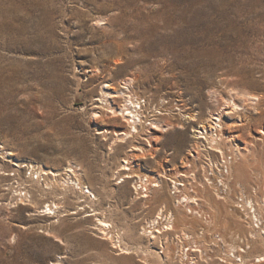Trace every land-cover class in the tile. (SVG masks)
<instances>
[{
  "label": "rangeland",
  "instance_id": "obj_1",
  "mask_svg": "<svg viewBox=\"0 0 264 264\" xmlns=\"http://www.w3.org/2000/svg\"><path fill=\"white\" fill-rule=\"evenodd\" d=\"M101 88L149 99L144 111L158 126L117 140L128 127L100 106ZM219 112L222 129L213 132L235 158L229 196L215 192L217 172L206 181L207 167L224 161L194 131L203 124L210 132ZM263 139L264 0H0V264H145L137 246L150 264H264L254 260L264 245L250 238L236 203L242 192L253 200L263 193ZM137 143L150 148L146 158L129 151ZM125 160L131 175L160 179L162 189L148 186L149 197L135 198L138 178L119 182ZM70 163L95 198L68 180ZM40 168L47 174L32 181L30 170ZM168 177L197 199L192 212L177 206L183 195ZM20 190L31 197L21 202ZM51 202L56 212L43 214ZM161 210L188 215L173 230L158 218L150 241L141 228ZM96 217L134 252L103 238ZM231 246L244 262L226 256Z\"/></svg>",
  "mask_w": 264,
  "mask_h": 264
},
{
  "label": "bare ground",
  "instance_id": "obj_2",
  "mask_svg": "<svg viewBox=\"0 0 264 264\" xmlns=\"http://www.w3.org/2000/svg\"><path fill=\"white\" fill-rule=\"evenodd\" d=\"M128 81H130V80H128ZM125 83H126V81H125ZM125 83H124V85H125ZM105 86L107 87V86H109V84H106ZM126 87H127V85H126ZM126 87L123 86L122 88H126ZM109 88L112 89V91L114 89L113 87H109ZM102 90L103 89L101 88V90H100V96H99V99H98V100L101 101L100 102V104H101L100 106L103 107V108H106V110H107L108 114H110V116L116 117V118L117 117H119V118L121 117L122 120H125L126 125L128 127L127 128L128 129L127 131L121 132V133H119V134L116 135L117 140L128 141V139L129 140L130 139L131 140L132 139L134 140L137 137H142V134L143 135H146L147 134V133H144V130H146V128L145 129L143 128L144 127V124L145 125L146 124H149V125L152 126V125H154L157 122V121H152V120L156 119V117L155 118H152L150 120L149 119L150 117L149 118L147 117V113L149 115V112L144 111L146 109V104H149L150 105V102L151 101L149 99H144V102L142 103L141 102V98L139 96L138 97L136 96V98H135V96L133 97V95L130 94V90H129V93H125L126 92L125 90L123 91V90L120 89V91L117 90V91H114L113 93H107V94H106V91H102ZM107 95L109 96V98L112 99V102L114 104H115V98H120L122 100V104L121 105H117V107L112 106V105L110 106V102H108V99L106 98ZM95 100L97 101V99H95ZM246 100L255 102L256 100H258V97L255 96V95H247L246 96ZM102 102H104V103H102ZM225 104L230 105L229 107L230 108H233V109H241V107L234 100H231V101H228L227 100V102ZM179 106L182 108L183 107V104H181ZM95 107H97V105ZM148 107L149 106H147V108ZM152 108H153L152 110L154 111V110H156L157 106L155 105ZM170 112H171V110H170ZM229 112L230 111H227V113H229ZM160 113H161V111H160ZM152 115H154V114H151L149 116H152ZM221 115H222V113L219 112V113H217L216 116H213L211 118V120L213 122H212V124L209 125V127H210L209 130H211L210 132H208V130H207L208 128H206L203 124H200L201 126L197 127V129L194 128V131L196 132L195 133V136L199 139V142L201 143L200 145H201L202 148H206L207 147L206 148L207 150H211L212 149V150L219 151L218 155H219L220 158L218 159V157H216V161L217 160H220V159L224 161V164L226 166L227 175H229L230 167H228V163L231 160H233L234 156L233 157L232 156L229 157L228 155H225L224 156V152H223L222 148H220L218 146V145H220L219 144V134L213 132V129H215L216 132H218V131L220 132L221 129H222V124L220 123L221 122ZM159 119L160 118H157V120H159ZM191 120H194V119L192 118ZM138 125L141 126V127L138 128L137 127ZM156 126H158V125H156ZM199 128H203V130H200ZM158 129H159V127H158ZM142 139H145L146 142H148L147 146H151V144L149 143L150 141L146 137H144ZM200 139H202V140H200ZM204 140H205V143L208 144V146L206 144L204 145L202 143V142H204ZM149 149L150 148H146V147L144 148L140 143H137V144H133L131 146V148L129 149V151H131V152L138 151L139 154H141L140 155L141 158H146V152L149 151ZM139 154L138 155H135V156L133 155V157L134 158H138ZM148 154H150V156L152 158L153 153L152 152H149ZM210 161H212V163L214 162L213 160H210ZM208 164L210 165L211 163H208ZM72 167L73 166L70 163L68 165V168L67 169L70 170V172H71V173H69V175L74 176V177H70V179L68 178V180L69 181H73V185L76 186V188L79 189L81 191V193L88 194L89 196L92 195L93 198H95L96 195L93 194V192L90 190L89 186L88 185L85 186V184L82 181H80V178L78 177V175H81V172L76 171ZM231 167H232V165H231ZM207 169H208V167H207ZM121 170H123L124 172L122 174H120L121 180L119 182L125 181L126 178H133V176L135 178H138V180L135 183V188H136L135 198H145V197H147L148 196V191L150 190V187H148V186H151L152 188H157L159 191L162 189V180H160V179L150 180L146 176H142V175H138V176L137 175H131L133 173L131 172V168L129 166V161L128 160L122 161V163H121ZM213 170H211V171H212V174L214 175ZM30 172H31L30 173L31 180L32 181L36 180L37 182H40L41 179L44 178V176H45L44 174H47L46 173V170H44L43 168H40L39 171H35V170L32 169V170H30ZM50 173L53 174L54 176L56 175L55 172H52L51 171ZM230 175H231V172H230ZM229 176L227 178L225 177V180H223V181H227V182H224V185H223V187H226V189H225L226 191H225V194L223 193V196H227V195L229 196V192L231 191L232 185L229 182ZM210 177H212V176H210L209 173H208V175H206V181H209L210 180L209 179ZM230 178H231V176H230ZM169 180H171V183H174V189H175V191H174L173 194H176V192L177 193L180 192V194H181V192L184 193V189H180L179 188V186H182V187L186 186L185 183H183V181H177V180H173L171 178H169ZM64 182H68V181L67 180H64ZM85 189H86V191H85ZM252 189H253L254 193L257 194L256 188H252ZM217 190L222 191L223 189H220V188L218 189L217 188V189H215V192ZM17 191L18 190H16V192ZM19 192H20L19 193V196H20L19 198L20 199H18V200H21V202H22V200H28V199H26L27 196H28L27 198L31 197V196L27 195V194L30 193L29 190H25L24 193H23V195L21 194V190ZM181 195H183V194H181ZM220 197L223 198V199H225V197H222V196H220ZM237 198H240L241 199L240 201L237 200L236 202L240 206H242L243 209H245L246 213H243L245 216L246 215L247 216L249 215V217H250V215H252V213L250 212V209H249L251 207L255 211H258L259 212V210H260V211L264 212V190H263V193L262 194L260 193V195L255 198V200H253L252 197H250L249 195L247 196V194L245 192H242L241 195H239ZM176 201L175 202L177 203V206L178 207H179V205L184 206V207H187V206L189 207V205L191 206V205H198L199 204V202L197 201L196 198H194L193 196H190L187 193L184 194L183 196H179L178 200H176ZM29 204H30V202H29ZM247 205H249V207ZM57 207L58 206L54 202H51V203H49L47 205H44L40 211L43 214H46V213L47 214H50L51 212H52V214H54L56 212L55 210L57 209ZM188 207L186 209H188L189 212H192V210H191L192 208H188ZM45 210H48V211H45ZM164 214L165 213H163L162 210L160 212H158L156 218L154 220H152L151 226H143L141 228V231H142L141 234L144 235V236H146L147 238H149L150 241H152L153 239H156V238L159 237V235H157L156 232L157 233H160V229H157L156 226H155L156 223L159 224L158 223L159 222L158 221L159 219L160 220L166 219L167 220V223L165 225L166 226V229L168 230L169 229L168 227H170L173 230V228H174L173 223L175 222V220L182 222V219L185 218V216L188 215L187 213H185V214H182V215L180 214L178 216H175L172 212L169 215L168 214L164 215ZM254 216H255V218H257L258 215L255 214ZM249 217H246V218L248 219ZM95 220H96L95 229L98 230L99 234L102 235L103 238H105L106 240H109V242L111 243V245L113 247L117 248V250L119 252H122V253H125V254H130V253L134 252L132 250V246H129V244L123 239V237L121 236L120 233H117L116 235H113L112 234V229L114 227H113V225L111 223L107 222L106 219L101 218V217H96ZM247 224L250 226V230H249V232H251V233H249L251 235L250 238L251 239H258L260 241V243L262 245H264V226L261 227L259 231L256 230V228L253 227V224L254 223H253V220L251 218L248 219ZM162 228H164V226H162ZM184 235H186V233ZM250 238H248V239H250ZM216 239H217V241L218 240H221L220 238H216ZM241 242H242V240H241ZM248 242H250V240H248ZM249 244L251 245V243H249ZM249 244L247 243L246 244L247 246L245 245L246 246V249L249 248ZM246 249L245 248H242V249L240 248L239 250H241L242 252H244V251H246ZM138 250L141 251V253H142V258L141 259H142L143 263L150 264L149 261L147 260L149 257L148 256L146 257V255H148L147 248L146 249H143L142 246L141 247L140 246H137V251ZM230 250H231V252L229 253V255H226V256L233 257L234 259H239V261L244 262V260H242L243 259V255H242V257L240 256L242 259L240 257L238 258L237 256L234 255L233 252L235 251V248L233 246L230 247ZM238 255H240V254L238 253ZM185 256H186V253H185ZM162 258H163V256H162ZM223 260H224V258L221 259L220 261L223 262ZM228 260H230V259L228 258ZM228 260H226V261L224 260V261L227 262ZM254 260L256 262L264 261V254H259L258 256L255 257Z\"/></svg>",
  "mask_w": 264,
  "mask_h": 264
},
{
  "label": "built area",
  "instance_id": "obj_3",
  "mask_svg": "<svg viewBox=\"0 0 264 264\" xmlns=\"http://www.w3.org/2000/svg\"><path fill=\"white\" fill-rule=\"evenodd\" d=\"M141 102L143 103L144 102V99L143 100H141ZM211 163V162H210ZM224 163V162H223ZM212 165H210V166H208V168H210ZM212 169H214L213 170V172H214V174L217 172V174H219L220 175V178L217 180V181H215V184L217 185V187L218 188H220V189H223L222 190V193H224L225 194V189H226V187H223V185H224V182H223V180H225V177L227 176V171H226V166H225V164H221V165H219V168H217L216 166H213V167H211ZM209 171L210 170H208L207 169V173H209ZM211 174H212V171H211ZM211 174H209L210 176H213V174L211 175ZM222 177V178H221ZM211 182H213V178H212V180H211ZM226 184V183H225ZM240 201L241 199L240 198H237L236 197V201ZM237 203V202H236ZM248 207H249V205H247ZM237 208L238 209H240L241 211H244L245 213H246V211H245V209H243V207L242 206H240L238 203H237ZM250 209V212L252 213V215H250V217H249V215L247 216H245V217H249V218H251L252 220H253V227L254 228H256V229H259V228H261V227H263L264 226V212H262V211H260L259 209V212L258 211H255L252 207L251 208H249ZM255 214H257L258 216H257V218H255ZM248 218V219H249ZM247 219V218H246ZM258 222V223H257Z\"/></svg>",
  "mask_w": 264,
  "mask_h": 264
}]
</instances>
